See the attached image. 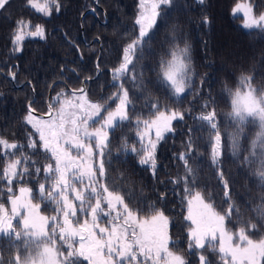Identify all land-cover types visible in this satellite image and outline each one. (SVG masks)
Returning a JSON list of instances; mask_svg holds the SVG:
<instances>
[{"label":"trees","instance_id":"trees-1","mask_svg":"<svg viewBox=\"0 0 264 264\" xmlns=\"http://www.w3.org/2000/svg\"><path fill=\"white\" fill-rule=\"evenodd\" d=\"M239 1L242 0H205L201 4L197 0H172L170 5H161L143 47L137 49L129 65V69L134 67L133 81L128 76L114 80L113 71L122 62L124 48L139 35V0H58L60 10L57 12L53 5L50 16L36 12L26 0H9L5 10H0V138L23 146L20 151L29 158V171L11 185L0 178V204L7 207L10 197L25 187L31 189V199L42 214H56L55 203L38 194L40 183H45L46 188L51 183L45 178L44 165L53 160L50 152L41 147L39 134L26 122L28 105L39 114H47L56 96L64 93L67 97L73 90L84 88L91 100L104 107L105 114L117 105L115 96L118 85L123 83L131 101L129 118L119 121L109 133L103 156L104 176L96 173L100 183L117 191L139 218L150 217L153 209L163 211L170 221V246L185 257L186 264H200L201 254L208 264H224V260L207 243L204 249L189 248L191 224L186 218V199L190 196L185 191V180L188 190L199 191L215 212L223 214L229 204L239 209L225 221L231 233L251 221L257 227L248 233L250 237H264V218L253 210L264 202V186L257 176L260 150H256V156L251 155L258 122L252 123L249 118L250 122L238 133L240 126L230 115L228 92L247 91L239 85L241 77L251 78L257 94L264 89V30L246 29L242 17L233 15ZM249 2L255 15L264 13V0ZM18 20L30 22L32 27L25 33L34 31L36 25L42 26L44 38L25 35L21 49L14 50ZM186 46L189 79L184 93L177 96L162 78L161 62L171 60L173 51ZM98 71L101 73L95 78ZM154 104L165 114L168 110L183 114V119H176L172 130L158 142L155 172L140 163L145 129L142 122L156 118ZM213 109L222 153L215 163L213 130L199 119ZM233 136L238 137L235 149ZM30 139L37 142L35 149L28 147ZM132 146L136 152L131 151ZM11 151L9 155L0 151V172L12 158ZM36 167L40 168L38 174ZM77 218H84V214L78 211ZM15 254L7 238L0 239V257L5 264ZM81 264L88 263L81 259Z\"/></svg>","mask_w":264,"mask_h":264},{"label":"snow or ice","instance_id":"snow-or-ice-1","mask_svg":"<svg viewBox=\"0 0 264 264\" xmlns=\"http://www.w3.org/2000/svg\"><path fill=\"white\" fill-rule=\"evenodd\" d=\"M199 2L203 4L205 0H199ZM26 3L45 16L52 14L53 5L57 12L60 10L58 0H26ZM171 3L172 0H154L147 26L144 23L143 13L137 19L136 23L140 25L139 35L124 48L122 62L113 71L114 80H120L124 76H128L133 81L136 80L134 67L129 69V65L133 63L137 49L143 47L147 29L155 23L156 17L160 14L157 9L161 5ZM8 4L9 0H0V10H5ZM141 4L143 5V0ZM237 13H242L245 18L244 27H258L264 30V13L255 15L251 4L238 3L233 8V15ZM16 24L13 36L14 50L21 49V42L25 35L44 38L42 26L36 25L34 31L25 33V29L32 27L30 22L18 20ZM188 51L187 46L179 51H173L171 60L161 62L162 78L177 96L184 93L187 87L186 80L189 79ZM239 85L247 88V91L241 93L237 90L233 93L228 90L232 106L230 115L240 126L238 133L242 131L246 123L250 122L249 118L252 123L258 122L259 132L251 141V155L256 156V150H260L261 167L257 176L261 185L264 186V89L257 94L256 89L251 86L250 77H241ZM118 88L119 92L115 96L118 104L115 110H106V116L101 117L103 120L101 127L94 126L100 121H93L91 130L89 121L101 112V105L98 103L72 104L65 94L61 93L56 97V101L60 103L57 115L46 121H37L32 115L34 110L29 107L26 122L39 133L41 147L49 151L50 159L54 160V164L44 165L45 178L51 183L48 188L45 187V183H40L38 194L41 198L50 199L55 203L56 214L51 217L39 215L38 204L32 203L31 200L21 201L19 197L15 199L10 197L11 214H8L4 206L0 204V239L7 238L9 246L16 250V254L7 261V264H81V258L88 264H161V261L163 264H186L182 255L169 249L168 217L163 211L153 209L150 217L139 218L138 213L124 203L123 197L117 191L109 190L107 185L100 183L97 179V172L101 177L104 176L103 156L104 149L107 147L105 127L110 128L114 121L122 122L129 118L128 105L131 101L128 90L124 88L123 83H120ZM78 91L81 93L79 97L76 96V90L73 91L72 96L78 101H83L86 94L83 89ZM62 97L65 98L62 100ZM66 106L73 110L66 111ZM152 106L157 108L154 113L156 119L142 123L145 129L156 126L155 139L149 137L145 144L143 143L144 135H141L140 163L150 164L155 172L157 142L163 138L162 132L171 131V120H182L183 114L168 110L166 115L157 105ZM53 107L54 105H49L50 116ZM199 119L207 122L213 130L212 158L215 163L222 154L221 135L215 120V110L201 114ZM140 124L141 121L138 119L137 127ZM232 143L235 149L238 144L237 136H233ZM93 144L96 149L95 155L98 157L95 168L92 163ZM22 147L0 138V151L9 155V150H12L10 153L12 158L6 162L3 171L0 172V178L5 179L8 185H11L14 179H22L23 175L29 171V158L20 151ZM28 147L35 149L37 142L30 139ZM72 149L76 150V156L72 155ZM131 151L136 152V147L132 146ZM181 159L184 157L181 156ZM185 165L187 166V160ZM39 172L40 168L36 167L35 173ZM188 172L191 173L190 168ZM85 175L88 177L87 182L82 179ZM221 179L223 180L222 173ZM187 183L185 180V191L191 197L188 201L187 219L191 221V225H195V227L189 226V248L204 249L207 243L209 247L218 250L225 264H264V237L254 240L248 234L256 229V224L248 221L241 225L236 233H231L226 228L225 221L234 211L238 214L239 209H234L229 204L223 214L215 212L210 203L204 202L199 191L192 193L188 190ZM227 187V182L224 181L225 195H227ZM8 190L11 192V188ZM20 192L30 194L31 189L21 188ZM69 192L72 193L71 199ZM193 200L202 206L198 217L192 215ZM253 210L258 217L264 218V202ZM78 211L84 214V218H77ZM17 216L20 230H17L12 223ZM87 217H90V221ZM100 217H108L106 223L110 227H102ZM234 236L235 243H233ZM217 240L218 244H213V241ZM57 241L61 242L60 248H57ZM21 249H23V255H21ZM199 262L208 264L203 254L199 256ZM0 264H5L3 257H0Z\"/></svg>","mask_w":264,"mask_h":264},{"label":"rangeland","instance_id":"rangeland-1","mask_svg":"<svg viewBox=\"0 0 264 264\" xmlns=\"http://www.w3.org/2000/svg\"><path fill=\"white\" fill-rule=\"evenodd\" d=\"M198 2H199V0H197ZM153 2H154V0H143V5L141 4V0H139V11H138V17H137V19L138 18H140V16H141V14L143 13V15H144V17H145V21H144V23H145V25L147 26V23H148V18L151 16V12H152V4H153ZM238 3H249L250 4V2H249V0H242V1H239ZM237 3V4H238ZM236 4V5H237ZM235 5V6H236ZM234 6V7H235ZM157 11H159V9H157ZM236 15H238V16H240V17H242V24H243V26H244V24H245V18L243 17V15H242V13H237ZM156 19H157V17H156ZM156 19H155V22H156ZM155 24V23H154ZM154 24H152V26L154 25ZM138 25V24H137ZM151 26V27H152ZM138 27H139V30H140V25H138ZM151 27L150 28H148L147 29V33L149 32V30L151 29ZM246 28V27H245ZM253 28H256V27H253ZM253 28H246V29H253ZM81 95V93H76V96L77 97H79ZM57 97V96H56ZM56 97L54 98V107L52 108V113H51V116L48 114V116L47 117H40V116H37V115H34V114H32L35 118H36V120L37 121H46V120H50V119H52L53 117H55L56 115H57V111H58V108L60 107V103H58L57 101H56ZM65 97H62V100L64 99ZM68 100H70L71 102H72V104H76V103H84V104H87V103H89V102H91V103H96L95 101H93V100H91L88 96H87V94H86V96H85V98H84V100L83 101H78V100H76V99H74L73 98V96H72V94H70V95H68L67 97H66ZM117 104H118V102H117ZM115 108H116V106H115ZM115 108L113 109V110H115ZM73 109H71V108H69V107H67L66 106V111H72ZM103 110H104V107L102 106L101 107V112H100V114L98 115V116H93V119L92 120H90L89 121V128H90V130H91V128L93 127V121H100V123H97V124H95L94 126L96 127V128H99V127H101V124H103V120H101V117H105L106 116V113L105 114H103ZM167 115V114H166ZM156 119V118H155ZM176 119H173V120H171V122H170V127H171V130H172V123L175 121ZM34 122H36V121H34ZM119 121L117 120V121H114V123H113V126L112 127H105V131L107 132V142H108V139H109V133H110V131L115 127V125L118 123ZM29 124V123H28ZM29 126L36 132V130L32 127V125L31 124H29ZM41 127H43V125H41ZM155 132H156V126L155 125H153V126H151L150 128H148V129H144V143L146 144L147 143V140L149 139V137H151L152 139H155ZM168 132H170V131H164V132H162V137L163 136H165ZM37 133V132H36ZM145 133H147V134H145ZM39 134V133H38ZM159 142V141H158ZM158 142H157V145H158ZM66 147V146H65ZM93 149H94V155H93V158H92V163H93V168H95L96 167V163H97V160H98V157L95 155V152H96V149H95V145L93 144ZM105 150V149H104ZM51 154V153H50ZM76 150L75 149H72V155L73 156H76ZM79 162V161H78ZM53 164H54V160H53ZM147 165H149L150 166V164H147ZM151 167V166H150ZM74 170V169H73ZM69 175H70V173H68ZM82 179L85 181V182H87V180H88V177H87V175H85L84 177H82ZM97 179H98V176H97ZM78 187H80V185H77ZM97 187H98V189H99V186L97 185ZM23 188H25V187H23ZM21 189V188H20ZM20 189L18 190V192L16 193V195H14V196H11V199H15V198H17V197H19L20 198V200L21 201H27V200H31V202L32 203H34L33 201H32V199H31V193L29 194V193H27V192H25V193H21L20 192ZM28 189V188H27ZM69 198L71 199L72 198V193L71 192H69ZM189 199H191V197H188L187 199H186V218H187V216H188V214H189V204H188V201H189ZM50 200V199H49ZM205 202V201H204ZM77 204L79 203L78 201L76 202ZM206 203V202H205ZM35 204V203H34ZM6 210H7V212H8V214H11V200L9 199V204H8V206L7 207H4ZM213 209V208H212ZM191 210H192V215H193V217H198V214L202 211V206L197 202V201H195V200H193V203H192V205H191ZM38 211V214L39 215H43V216H46V215H44V214H42L41 213V211H40V206H39V209L37 210ZM49 217H51V216H49ZM88 219H89V221H90V217H88ZM109 218L108 217H100V224H101V226L102 227H110V225L109 224H107L106 223V221L108 220ZM188 220V219H187ZM19 221V217L17 216V217H15L13 220H12V223H13V226L14 227H16L17 228V230H20V228H19V226H18V222ZM189 222H190V224H191V221L190 220H188ZM49 226H50V224H49ZM169 226H170V221H169V219H168V235H169V237H170V243H169V249L170 250H172L173 251V249L171 248V246H170V244H171V242H172V236L170 235V233H169ZM192 227H195V225H191ZM86 235V234H85ZM76 239H78V237L76 238ZM218 240L217 241H213V243H216V244H218ZM233 243H235V236H234V239H233ZM59 244V245H58ZM60 245H61V242L60 241H57V248H60ZM190 249H192V248H190ZM174 252V251H173ZM179 254V253H178ZM21 255H23V249H21ZM180 255H182V254H180ZM183 256V255H182ZM184 257V256H183ZM82 259V258H81ZM184 259H185V257H184ZM185 261H186V259H185ZM87 262V261H86ZM88 263V262H87ZM161 264H163V261H161ZM224 264H225V261H224Z\"/></svg>","mask_w":264,"mask_h":264},{"label":"water","instance_id":"water-1","mask_svg":"<svg viewBox=\"0 0 264 264\" xmlns=\"http://www.w3.org/2000/svg\"><path fill=\"white\" fill-rule=\"evenodd\" d=\"M87 12H89V11H87ZM83 19H84V15H82V17H81V24L83 23ZM101 73V71H98V73H97V75L95 76V78L96 77H98V75ZM90 80H93V79H90ZM83 84H84V82H83ZM83 90H84V88H82ZM74 91V90H73ZM72 91V92H73ZM51 92H52V88L50 89V91H49V97H50V95H51ZM76 93H80L78 90H76ZM33 100H35V97H34V99ZM47 104L49 105V100L47 101ZM29 107H30V105H28V109H29ZM34 115H37V116H40V117H47L48 116V114H39V113H37V112H35V111H33L32 112Z\"/></svg>","mask_w":264,"mask_h":264}]
</instances>
